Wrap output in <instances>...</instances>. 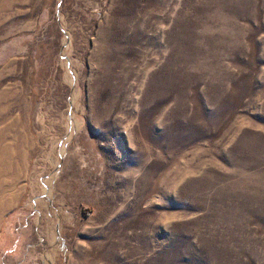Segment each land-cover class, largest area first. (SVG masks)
Here are the masks:
<instances>
[{
    "label": "rangeland",
    "instance_id": "1",
    "mask_svg": "<svg viewBox=\"0 0 264 264\" xmlns=\"http://www.w3.org/2000/svg\"><path fill=\"white\" fill-rule=\"evenodd\" d=\"M4 202L0 264H264V0H0Z\"/></svg>",
    "mask_w": 264,
    "mask_h": 264
},
{
    "label": "bare ground",
    "instance_id": "2",
    "mask_svg": "<svg viewBox=\"0 0 264 264\" xmlns=\"http://www.w3.org/2000/svg\"><path fill=\"white\" fill-rule=\"evenodd\" d=\"M7 202H4L3 204H2V206L0 207V211H1V209H2V207H5V206H8L9 205V202L6 204Z\"/></svg>",
    "mask_w": 264,
    "mask_h": 264
}]
</instances>
